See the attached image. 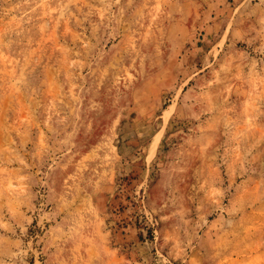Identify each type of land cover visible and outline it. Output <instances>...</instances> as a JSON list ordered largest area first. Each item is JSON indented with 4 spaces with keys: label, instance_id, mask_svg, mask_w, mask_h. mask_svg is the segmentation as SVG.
Listing matches in <instances>:
<instances>
[{
    "label": "rangeland",
    "instance_id": "1",
    "mask_svg": "<svg viewBox=\"0 0 264 264\" xmlns=\"http://www.w3.org/2000/svg\"><path fill=\"white\" fill-rule=\"evenodd\" d=\"M0 264H264V0H0Z\"/></svg>",
    "mask_w": 264,
    "mask_h": 264
}]
</instances>
